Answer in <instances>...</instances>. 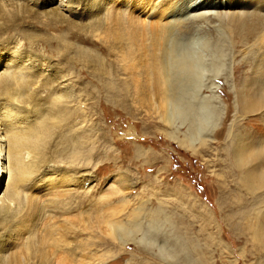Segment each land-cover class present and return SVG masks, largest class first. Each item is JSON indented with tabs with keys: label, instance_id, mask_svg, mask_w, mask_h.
I'll return each instance as SVG.
<instances>
[{
	"label": "rangeland",
	"instance_id": "374dc122",
	"mask_svg": "<svg viewBox=\"0 0 264 264\" xmlns=\"http://www.w3.org/2000/svg\"><path fill=\"white\" fill-rule=\"evenodd\" d=\"M150 25L164 28L162 49L130 66L113 34ZM261 30L264 0H0V137L13 148L0 159V264H56L67 250L68 264H264ZM192 50L189 83L171 69L184 106L167 104L172 130L145 64ZM78 215L97 217L79 228Z\"/></svg>",
	"mask_w": 264,
	"mask_h": 264
},
{
	"label": "bare ground",
	"instance_id": "6f19581e",
	"mask_svg": "<svg viewBox=\"0 0 264 264\" xmlns=\"http://www.w3.org/2000/svg\"><path fill=\"white\" fill-rule=\"evenodd\" d=\"M210 11H212V10H210ZM209 10H207V11H203V12H201V13H199V14H196L195 15V17H197V16H201L202 14H205V13H208V12H210ZM214 12V11H213ZM245 22H247L246 20H244L243 22H240V24L241 25H244V23ZM253 22V21H252ZM237 24V23H236ZM246 24V23H245ZM250 24V22H247V26ZM250 26V25H249ZM166 27V26H165ZM167 32V31H166ZM261 38H263L264 37V30H263V32H262V30H261ZM141 34H144L145 35V41H147L148 39H151L149 42H151L152 43V46H150L148 43L147 44H144V42H143V39H142V36L141 37H139ZM163 34H165V32H164V28H162V29H159L157 26L155 27V26H144V27H133V30L127 35L126 33H123V32H121V31H118V32H114V34H113V41L115 40V42L114 43H117V44H119V46L121 45H123L122 46V48L120 49V51L122 52V49L126 46V47H128V50L126 51V53H128V54H131V61H132V63H130V66H132L133 65V63H135L134 62V57H133V55L134 54H139V53H137L139 50L140 51H142V50H144L145 48H148V49H162V44H164L163 43V40H165V37L163 36ZM130 35V36H129ZM129 37H131V39L129 38ZM156 37V38H155ZM121 38H122V41H121ZM153 38H155V39H153ZM160 41V42H159ZM263 42H264V39L262 40ZM153 42H154V44H153ZM159 43V45H157ZM256 43V42H255ZM155 45H157L156 47H155ZM164 48V47H163ZM165 49V48H164ZM194 52H198V51H189V52H186V57H185V55H184V57L181 59V60H179L176 56H173L174 58H173V60H171L170 61V58L168 57V59H167V61H166V63H163V65H162V68H160V67H157L155 64H157V63H154V62H148V63H146L145 64V69H146V75H147V77L151 80V78H152V76H153V78H154V82H156L157 84H158V88L162 91V94H161V92L159 93V97H161L158 101V103L160 104V106L158 107V109L155 111V113L157 114V116H158V118H159V121H161V122H163V123H165L166 124V126L167 127H169V125H173V128H170V129H175L176 130V127H177V125L175 126V124H174V122H171V119H167V112H166V108H167V104L169 105V104H171V105H173V108H174V110H179L180 109V112H179V114L181 115V113H184V106H183V104L182 105H180L179 104V102H180V100L182 99V96L179 94V93H177V86L175 85L176 83H175V78L172 76V72H171V69L172 68H178L179 70H177V72H182L183 74H184V76H185V79L188 81V83L190 82V80L192 79V77L193 76H195V74H196V70H198V66H199V62L196 60V58L194 57V55H193V53ZM155 54V53H154ZM139 55H141V52H140V54ZM147 57V54H145V56H144V58H146ZM138 58H140V57H138ZM154 58H157L155 55H154ZM140 60L143 62V59H142V56H141V58H140ZM123 61H124V63H126V61H125V57H123ZM164 62V61H163ZM168 63H171L170 65H168ZM153 66L151 69H149L150 68V66ZM133 68V67H132ZM4 72H6V71H4ZM8 72V71H7ZM200 72V74H198L197 76H199V80H198V92H200V90H201V87L203 86V85H205V80H204V75L202 74L203 73V71H199ZM1 74L2 73H0V76H1ZM4 74V73H3ZM220 74V69L219 68H217V69H215L214 70V72L212 73V76H211V78H210V80H211V82H210V85H205L207 88H209V89H211V90H213V92H215L216 90H215V88L217 87V85L215 84V82L213 81L214 80V78L215 77H217L218 75ZM194 78V77H193ZM197 79V78H196ZM208 79V78H207ZM206 79V80H207ZM216 79V78H215ZM121 83V82H120ZM125 83V81L123 82L122 81V83L120 84V86H123V88L124 87H128V84H126L127 83V81H126V83ZM191 85V84H190ZM132 96V97H131ZM137 95H131V94H128V96L127 97H129V99L130 98H132V100L131 101H135V99L137 100L138 99V96L136 97ZM125 97V95L122 97V98H124ZM126 97V98H127ZM203 97H206V95H203ZM214 97H216L215 95H214ZM125 98V99H126ZM143 99V98H142ZM145 99V98H144ZM163 101H164V107L162 106V104L161 103H163ZM167 101H168V103H167ZM176 101H179L178 103H175ZM143 101L141 100V101H139V103H140V105H139V108L140 107H143V103H142ZM207 102V101H206ZM147 104H149V103H147ZM205 105V104H204ZM145 106V105H144ZM136 107H138V105L136 106ZM208 107H209V105H208ZM207 107V108H208ZM145 108V107H144ZM186 108V107H185ZM203 108L204 107H202L201 109L203 110ZM187 109V108H186ZM209 109V108H208ZM143 110V109H142ZM144 110H146V109H144ZM204 110H206V108H204ZM147 113H148V111H146ZM176 112V111H175ZM205 113V112H204ZM149 114V113H148ZM147 114V115H148ZM178 114V115H179ZM206 115H203L202 116V119H204V120H208V115H207V113H205ZM149 116V115H148ZM14 120V119H13ZM17 120V119H16ZM16 122V121H15ZM182 125V124H181ZM14 126V125H13ZM13 128V127H12ZM162 131H164V133L166 134V136H168L170 139H173V140H175L180 146H182V147H185V148H187V149H189L190 151H193V152H195V150H196V148H195V146H194V143H193V141L192 140H189V139H186V137H185V135L183 134L182 135V137H179L178 135H176L173 131L171 132H169V131H167L166 129H164V130H162ZM20 133V132H19ZM38 133H39V131H38ZM17 137H18V134L16 135ZM17 137H15V139H16V142H19V143H22V139H20V138H17ZM12 139V138H11ZM0 140H4V142H1L0 141V155H2L1 157H0V159L1 158H3V153L5 154V153H7V155H6V158H7V156H10L11 154V149H13L12 147H10V148H8L9 146L7 145V139L5 140V139H3L2 137H0ZM13 140V139H12ZM75 140V139H74ZM5 143V144H4ZM15 143H13L12 142V144L11 145H14ZM78 148V147H77ZM21 149L22 148H20L19 149V153L21 152ZM75 149V148H74ZM3 151V153L1 154V152ZM78 151V150H77ZM23 153V152H22ZM9 154V155H8ZM18 154V152H14L13 153V157H11V161H12V159H14V157L16 156ZM76 154V153H75ZM8 161H9V157H8ZM5 171V170H4ZM8 171H9V174H10V176H12V172H13V166L12 165H9L8 166ZM260 173H261V171H260ZM243 175H244V179L246 180V182L250 185V183L252 182V180L254 179V177L253 176H255V173L254 172H251V170H246V172H243L242 173ZM63 175V174H62ZM70 176V175H69ZM258 177H259V174L257 175ZM263 181H264V177L263 178H261ZM118 182H119V180H118ZM123 187H127L128 185H131V182L128 180V178L126 177V179H125V177H124V179H123ZM122 183H121V185H122ZM263 186V185H262ZM50 193V192H49ZM5 194V193H4ZM4 195H3V197H0V203H2L3 202V200H5L4 199ZM67 201V200H66ZM66 204V203H65ZM3 205V204H2ZM7 205V204H6ZM33 205V204H32ZM35 205V204H34ZM64 206V205H63ZM65 206H67V205H65ZM29 208H32V207H29ZM34 208V207H33ZM94 209V208H93ZM98 210V209H97ZM0 213H1V210H0ZM81 213V212H80ZM114 213H112L111 214V216L113 217L114 215H113ZM134 215H136L135 213H132V217L134 218ZM95 217H97V216H92V215H89L88 217H87V219L85 220L84 219V216L83 215H78L76 218H74L73 220L75 221V224H76V226H78V225H80V226H82L81 224L83 223V222H87V224L88 225H92V223H93V219L95 218ZM29 220V219H28ZM68 221V220H67ZM66 221V222H67ZM132 221V220H131ZM70 222V221H69ZM262 224H261V231L259 232L261 235L263 234L264 235V219H263V221L261 222ZM71 224V223H70ZM86 224V223H85ZM106 224H107V226H108V229H109V231L110 232H112L111 230L113 229L114 230V227L115 226H117L118 227V229H119V227H120V229L122 228V230H124L123 229V226H121V223H119V222H116V221H113V219L112 218H107L106 219ZM259 224V223H258ZM132 225V224H131ZM80 226H78L79 228H81ZM85 227V226H84ZM126 229V228H125ZM80 230V229H79ZM120 232H121V230H119ZM125 231V230H124ZM113 233V232H112ZM123 233V232H122ZM111 234V233H110ZM120 234V233H119ZM122 235V234H121ZM126 235V234H125ZM118 238V237H117ZM56 240V239H55ZM58 245V244H57ZM56 245V246H57ZM46 247V246H45ZM45 247H44V249H45ZM50 250V249H49ZM63 250H66V248L65 249H63ZM46 252V251H45ZM54 252H55V250H54ZM61 252H63V251H61ZM40 253H42V252H40ZM49 253V252H48ZM43 254V253H42ZM57 254V253H56ZM73 254H75L74 252H72V251H69V250H67V251H65V252H63L62 254H60L59 256H57V257H55V258H57V261H56V264H68V263H72V261H74V260H72V256H73V258H75L74 257V255ZM51 255V254H50ZM37 256V255H36ZM43 256H45L46 257V261L47 262H49L48 261V259H47V257H49L47 254H45V255H43ZM68 256V257H67ZM42 256L40 255V258H41ZM44 257V258H45ZM14 258V257H13ZM19 258V257H18ZM51 258V257H50ZM67 259H68V261H67ZM69 259L70 260H72V261H69ZM44 260V259H43ZM16 261H18L17 259H9L8 260V263L7 264H10V263H12V262H16ZM52 261V260H51ZM73 263H75V262H73ZM80 263V262H79ZM48 264V263H47Z\"/></svg>",
	"mask_w": 264,
	"mask_h": 264
}]
</instances>
